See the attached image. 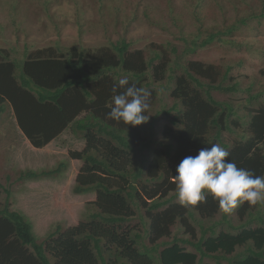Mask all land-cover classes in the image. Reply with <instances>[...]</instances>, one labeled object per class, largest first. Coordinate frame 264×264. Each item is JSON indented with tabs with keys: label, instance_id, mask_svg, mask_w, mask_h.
I'll use <instances>...</instances> for the list:
<instances>
[{
	"label": "trees",
	"instance_id": "trees-1",
	"mask_svg": "<svg viewBox=\"0 0 264 264\" xmlns=\"http://www.w3.org/2000/svg\"><path fill=\"white\" fill-rule=\"evenodd\" d=\"M227 1L238 12L243 3L245 12L232 23L224 15L226 31L206 29L207 36H196L184 55L216 44L222 35L243 33L264 17L253 10V0ZM130 47L121 40L95 52L45 48L22 62L0 50V118L8 103L20 133L36 149L70 127L81 133L84 148L68 152L80 167L73 192L96 195L85 220L57 225L39 239L32 222L12 209L11 191L0 178V264H264L261 203L241 204L240 224L224 217L227 222L218 230V223L200 224L220 211L212 195L185 208L176 201L174 183L181 160L213 143L229 151L228 159L238 167L264 176V96L235 82L232 64L186 62L176 48L171 58L165 48L152 50L155 45L146 52ZM260 75L264 78V70ZM121 77L151 93L147 123L126 126L108 118L106 105ZM158 87L171 106L161 103ZM241 94L247 97L238 100ZM158 101L161 106L151 115ZM60 167L24 177L38 181L60 173ZM176 227L185 235L166 241ZM238 248L245 252L236 254Z\"/></svg>",
	"mask_w": 264,
	"mask_h": 264
},
{
	"label": "rangeland",
	"instance_id": "rangeland-1",
	"mask_svg": "<svg viewBox=\"0 0 264 264\" xmlns=\"http://www.w3.org/2000/svg\"><path fill=\"white\" fill-rule=\"evenodd\" d=\"M250 4L258 14H264V0H253ZM245 9L242 3L240 12L235 11L227 0H0V50L10 51L11 59L22 62L30 52L40 49L55 48L66 53L76 48L95 52L121 40L129 43L132 51L146 52L152 45L156 46L151 48L154 51L165 48L171 58H175L172 52L176 48L177 57L182 56L186 62L232 64L231 76L235 82L243 88L254 86V92L264 96V78L260 75L264 70V17L255 19L243 33L222 35L216 44L184 55L185 47L196 36L201 35V39L207 36L206 29L226 31L224 15L232 23ZM228 40L242 47H231ZM157 89L161 103L171 106L173 102L165 91L160 93L162 88ZM246 97L247 94H241L237 99ZM158 103L151 115L161 106ZM4 107L7 109L1 115L3 119L0 118V178L11 191L12 209L22 212L32 222L39 239L57 225L66 228L85 220L96 195L74 194L80 167L79 162L68 157L69 151L84 148L83 135L70 127L49 147L36 149L20 133L12 107L8 103ZM166 123L160 122L161 130ZM59 167L61 172L52 177L38 181L24 177L29 172L54 171ZM236 209L228 215L219 211L212 221L200 224L209 227L215 222L219 230L224 225L220 222L226 217L233 225H239ZM257 211L264 218V203ZM194 224L201 231L199 224ZM177 227L166 241H173L175 235L176 238L185 235L184 229ZM243 252L245 248H238L236 254ZM207 261L214 263L213 259Z\"/></svg>",
	"mask_w": 264,
	"mask_h": 264
},
{
	"label": "clouds",
	"instance_id": "clouds-1",
	"mask_svg": "<svg viewBox=\"0 0 264 264\" xmlns=\"http://www.w3.org/2000/svg\"><path fill=\"white\" fill-rule=\"evenodd\" d=\"M113 93L111 103L106 105L110 109L109 119L126 126L148 122L147 112L151 107L148 90L121 77L114 84ZM229 156V151L221 144L213 143L211 147L201 148L198 155L181 160L174 176L178 203L185 208L194 207L211 194L219 210L226 215L245 202L250 206L264 203V176L238 167Z\"/></svg>",
	"mask_w": 264,
	"mask_h": 264
},
{
	"label": "crops",
	"instance_id": "crops-1",
	"mask_svg": "<svg viewBox=\"0 0 264 264\" xmlns=\"http://www.w3.org/2000/svg\"><path fill=\"white\" fill-rule=\"evenodd\" d=\"M54 142H55V141H53L52 143H54ZM52 143H51V144H52ZM51 144H49L48 147H49Z\"/></svg>",
	"mask_w": 264,
	"mask_h": 264
}]
</instances>
